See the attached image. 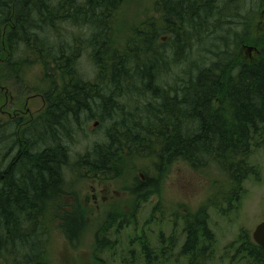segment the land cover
I'll return each instance as SVG.
<instances>
[{
    "label": "trees",
    "instance_id": "16d2710c",
    "mask_svg": "<svg viewBox=\"0 0 264 264\" xmlns=\"http://www.w3.org/2000/svg\"><path fill=\"white\" fill-rule=\"evenodd\" d=\"M242 1L151 0L152 12L123 38L127 0H0V88L45 102L29 121L0 119V264H50L55 223L71 246L80 244L89 214L78 199L64 205L73 195L68 172L114 181L135 176L142 164L155 176L132 179L129 213L107 210L93 262L105 264L99 255L116 245L108 234L127 228L134 235L115 264L213 261L205 210L178 205L169 221L157 202L139 231L137 215L179 162L223 178L217 191L226 208L255 179L250 159L264 139V0H250L246 17L237 13ZM237 23L242 32L223 28ZM246 46L257 49L250 59L241 54ZM82 51L92 79L79 71ZM94 120L105 126L103 140L73 157L72 139ZM152 225L160 227L154 241L145 233ZM227 250L229 264H264V250L245 231Z\"/></svg>",
    "mask_w": 264,
    "mask_h": 264
},
{
    "label": "rangeland",
    "instance_id": "374dc122",
    "mask_svg": "<svg viewBox=\"0 0 264 264\" xmlns=\"http://www.w3.org/2000/svg\"><path fill=\"white\" fill-rule=\"evenodd\" d=\"M249 8L250 0L246 4L242 1L240 12L237 13L246 17V11H249ZM151 10V0H127L123 5L121 13L123 20L121 27L123 30L120 36L124 38L126 36L124 34H127L125 28L147 17L152 12ZM230 19L232 20V18ZM261 20L263 22L264 15ZM228 26H224L223 28H230L234 32H242L243 30L242 26L238 23ZM61 32L64 34L66 31L62 30ZM69 32L71 33L72 31ZM218 32L223 34L222 30ZM163 38L162 41L165 42L167 38ZM118 40H120L119 37ZM210 48L211 50H215L217 46L215 44V46ZM241 54L245 59H250L252 55L254 56L253 50L248 53L245 48L241 49ZM78 67L85 78H93L94 70L87 52L82 51L78 61ZM167 81L171 82V77ZM4 87H6L12 101L5 100L0 93L1 120L7 118L6 113L11 112L12 105H14V109L16 110L28 111V115L27 113L23 115L24 119H28V116L34 117L42 109L43 103L38 98V95L28 94L23 96V99H18V95L9 90L7 84ZM104 129L105 126L99 124V121L96 120L84 125L83 131L72 139L70 144L71 155L74 157L77 154H83L94 143L101 142L103 140ZM250 165L256 169L255 179H247L243 183V192L236 199V202L227 204L228 207L226 208V204L222 203L220 200L221 196H219L220 194L217 191L219 183H224L225 181L223 178L217 176L212 171H208L207 175L199 174L196 171H192L184 163H176L163 176V179L158 185L159 190L148 199V204L137 215V230H141L145 219H148L150 215L152 206L157 202H161L162 208L166 210L169 221L173 220V218H170V214L178 209V205H182V207H186L193 212L205 210V217L207 218L209 229L215 238L214 257L210 264H229L226 261L229 254L224 255V252L229 251L227 249L232 245H236L239 234L242 231L247 232L251 237L255 227L264 220V139L261 142V146L253 152ZM138 170L140 171L133 177L126 175L123 179L114 181L106 180L104 182L82 180L74 174L70 175L69 172L67 173V183L73 195L65 199L64 205L69 206L72 201L78 199L81 206L89 214L86 218L88 228L80 244L71 246L65 237H63L61 228L58 226L60 222L55 223L48 236V258L50 264H95L92 259L94 234L98 226L104 222L105 215L108 212L107 210L117 208L115 210L124 211L125 214L129 213L130 208L129 206H125V203L128 204L129 201L128 189L131 187L132 179L138 178L141 181H145L155 176L153 167L149 164H142V167ZM211 175L218 182L217 184L212 183L210 179ZM130 226L132 227L133 223ZM158 228L160 227L152 225L145 229V233L148 234V237L151 236L149 239L152 241L155 240L154 237L158 233ZM162 231L167 236L170 228L164 225ZM133 233V229L128 228L122 230L117 237L109 233L108 237L110 241H116L115 249L112 251L114 255L113 257L110 256L112 252L108 250L99 255V258L105 264H115L123 251L128 249L129 239L134 235ZM182 242L183 239L180 234L175 246L176 254Z\"/></svg>",
    "mask_w": 264,
    "mask_h": 264
},
{
    "label": "flooded vegetation",
    "instance_id": "af4514ba",
    "mask_svg": "<svg viewBox=\"0 0 264 264\" xmlns=\"http://www.w3.org/2000/svg\"><path fill=\"white\" fill-rule=\"evenodd\" d=\"M0 93L3 95V97H4V99L5 100H10V101H12V99H11V97L9 96V93L7 92V90L5 89V88H0ZM38 98L41 100V102L43 103V107H42V109H40V111L41 110H43L44 109V107H45V102H44V100L40 97V96H38ZM12 110H11V112L10 113H6L7 114V118L6 119H14V118H20V119H24V117H23V115H25L26 113H27V115H28V111L26 112V111H21V110H16V109H14V105H12V108H11ZM39 111V112H40ZM39 112H37L36 114H35V116L34 117H31V116H28V121L29 120H31V119H34V118H36V116H38V113ZM264 221V220H263ZM262 221V222H263ZM253 241V240H252ZM262 249V248H261Z\"/></svg>",
    "mask_w": 264,
    "mask_h": 264
},
{
    "label": "water",
    "instance_id": "95a60500",
    "mask_svg": "<svg viewBox=\"0 0 264 264\" xmlns=\"http://www.w3.org/2000/svg\"><path fill=\"white\" fill-rule=\"evenodd\" d=\"M250 51H252V48H247V52ZM251 237L254 243L264 250V221L255 227Z\"/></svg>",
    "mask_w": 264,
    "mask_h": 264
},
{
    "label": "bare ground",
    "instance_id": "6f19581e",
    "mask_svg": "<svg viewBox=\"0 0 264 264\" xmlns=\"http://www.w3.org/2000/svg\"><path fill=\"white\" fill-rule=\"evenodd\" d=\"M163 40H165L164 38H163ZM254 243V242H253ZM255 244V243H254ZM255 245H257V244H255ZM258 246V245H257ZM259 247V246H258Z\"/></svg>",
    "mask_w": 264,
    "mask_h": 264
}]
</instances>
